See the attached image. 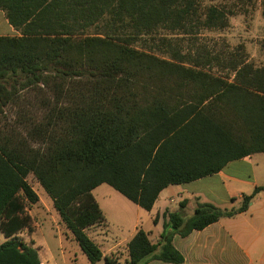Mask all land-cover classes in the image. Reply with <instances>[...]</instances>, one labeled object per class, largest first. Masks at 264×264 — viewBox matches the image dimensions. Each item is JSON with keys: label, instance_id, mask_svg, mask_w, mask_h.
I'll return each mask as SVG.
<instances>
[{"label": "trees", "instance_id": "obj_1", "mask_svg": "<svg viewBox=\"0 0 264 264\" xmlns=\"http://www.w3.org/2000/svg\"><path fill=\"white\" fill-rule=\"evenodd\" d=\"M0 10L20 33L0 36V264H42L35 243L18 237L39 202L30 175L98 264L103 252L86 232L105 222L97 187L151 211L168 186L264 153V65L239 52L223 60L205 47L183 53L161 34L224 30L233 10L200 0H0ZM92 27L96 35L86 34ZM214 63L227 77L211 71ZM261 192L236 209L199 204L189 219L172 213L173 232L157 243L140 229L126 264H183L174 233L246 212Z\"/></svg>", "mask_w": 264, "mask_h": 264}, {"label": "crops", "instance_id": "obj_2", "mask_svg": "<svg viewBox=\"0 0 264 264\" xmlns=\"http://www.w3.org/2000/svg\"><path fill=\"white\" fill-rule=\"evenodd\" d=\"M19 35L10 25L5 10H0V36ZM254 155L228 163L217 174L188 184L168 186L160 193L151 211H145L129 201L132 205L125 206L132 214H128L127 223L124 216H120L117 223L118 239L113 243L105 239V234L100 229L107 226L109 220L96 201L103 211L105 222L87 229L86 232L100 246L104 264L106 257L114 258L117 264H126L127 245L140 229L147 232L154 243L159 241L163 232L172 233L173 229L169 224V215L172 213H179L184 219H189L195 214L199 204H211L224 210L236 209L244 195H250L256 187L264 186V153H259L261 156L255 166L241 163L252 159ZM101 188L102 185L93 192ZM50 200L42 208V199L39 197V202L28 211L32 217L33 228L30 239L39 251L42 264H57L53 256L46 253L43 242L36 240L42 234L41 225L54 217L51 209L54 205L51 198ZM58 220L65 230L66 239L73 242L72 234L64 227L60 217ZM173 245L184 257L183 264H264V192L257 195L248 211L233 218L221 219L203 230H194L187 236L174 233ZM77 261L79 259L76 256L75 263ZM83 264L91 263L87 258ZM145 264L166 263L149 260Z\"/></svg>", "mask_w": 264, "mask_h": 264}, {"label": "rangeland", "instance_id": "obj_3", "mask_svg": "<svg viewBox=\"0 0 264 264\" xmlns=\"http://www.w3.org/2000/svg\"><path fill=\"white\" fill-rule=\"evenodd\" d=\"M200 2L202 7L217 5L233 10L235 15L229 17L228 27L218 31L201 30L197 34L194 32L192 35L170 34L165 31H162L161 34L167 36L173 44L178 45L183 53H187L196 47H205L212 56H218L219 59L223 60L229 59L233 53L239 52L240 55L244 54L247 56L249 61L253 62L257 67L263 66L264 8L261 0H200ZM97 32V28L92 27L87 30L86 34L96 35ZM210 69L213 73L224 77H227V74H229L228 70L218 66L217 63H214ZM260 156L259 154L254 155L252 159L244 160L241 163L255 166ZM28 183L37 195L41 197L42 208L46 207V202L51 200L43 187L33 175L28 177ZM93 195L109 220L107 222L108 225L100 229L104 232L105 239L113 243L118 239L117 223L119 222L120 216L123 215L127 223L128 214H132L126 208L125 204H132L126 197L108 184H102V188L94 191ZM51 209L54 217L48 219V222L41 225L42 234H39L36 240L43 242L46 253L52 255L57 264H83L84 259L87 260V257L83 254L76 242H69L66 239L65 230L58 220L59 215L53 206H51ZM143 213L147 215L146 212ZM35 219L39 221L38 218L35 217ZM97 228L99 226L95 229ZM32 232L33 228L26 229L18 237L26 243L32 244L33 241L30 239ZM4 241L5 237L0 232V245ZM76 256L79 259L77 263H75ZM100 264H104V261H101Z\"/></svg>", "mask_w": 264, "mask_h": 264}]
</instances>
